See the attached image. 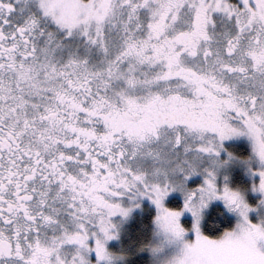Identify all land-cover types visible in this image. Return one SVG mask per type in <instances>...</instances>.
<instances>
[{
	"label": "snow or ice",
	"instance_id": "snow-or-ice-1",
	"mask_svg": "<svg viewBox=\"0 0 264 264\" xmlns=\"http://www.w3.org/2000/svg\"><path fill=\"white\" fill-rule=\"evenodd\" d=\"M260 209L264 0H0V264H264Z\"/></svg>",
	"mask_w": 264,
	"mask_h": 264
},
{
	"label": "trees",
	"instance_id": "trees-1",
	"mask_svg": "<svg viewBox=\"0 0 264 264\" xmlns=\"http://www.w3.org/2000/svg\"><path fill=\"white\" fill-rule=\"evenodd\" d=\"M241 148H245L243 145H239ZM149 217L144 213L135 214L131 221L125 226L122 235H121V244L119 245L118 251H121L123 248L131 251L133 241L137 240L141 234L142 226L148 224ZM234 224L233 218H231L229 225ZM214 234V233H210ZM126 264H149V255L147 251L135 252L127 256Z\"/></svg>",
	"mask_w": 264,
	"mask_h": 264
},
{
	"label": "rangeland",
	"instance_id": "rangeland-1",
	"mask_svg": "<svg viewBox=\"0 0 264 264\" xmlns=\"http://www.w3.org/2000/svg\"><path fill=\"white\" fill-rule=\"evenodd\" d=\"M239 145H243L244 147L247 148V141L243 138H241V141L239 142ZM141 210L140 209H133L130 217L124 222L123 224V230L125 228V226L131 221V219L134 217L135 214H141ZM260 214L264 215V209H260ZM235 223V217H232ZM250 218L253 219V221L255 222L257 220V216L256 213H250ZM123 232V231H122ZM122 235V234H121ZM121 244V236L119 240H112L108 242V247L115 252H119L118 248L119 245ZM148 255H149V259H150V253L147 251ZM116 264H121V262L117 261Z\"/></svg>",
	"mask_w": 264,
	"mask_h": 264
}]
</instances>
